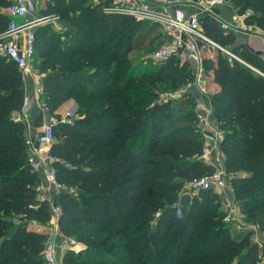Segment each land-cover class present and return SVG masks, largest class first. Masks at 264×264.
<instances>
[{
  "label": "trees",
  "instance_id": "16d2710c",
  "mask_svg": "<svg viewBox=\"0 0 264 264\" xmlns=\"http://www.w3.org/2000/svg\"><path fill=\"white\" fill-rule=\"evenodd\" d=\"M11 1L0 0V33L9 25L5 8ZM233 3L239 14L252 9L247 21L264 29V0ZM45 5V14L68 16L79 10L64 31L52 23L39 26L35 41V58L43 56L40 67L47 70L42 106L57 119L53 166L58 179L76 190L60 192L59 224L65 234L87 244L82 252L67 250L62 263L264 264V242L253 243L248 232L231 237L221 195L213 188L178 199L184 183L214 170L202 157L199 127L178 126L199 120L194 110L180 114L188 99L154 101V89L132 88L136 81L149 88L157 82L177 87L193 78L192 64L172 56L141 75L134 69L113 71L109 60L121 52L163 40L159 26L106 14L96 0ZM202 27L210 37L217 32L220 44L234 43L232 34L206 17ZM230 50L248 64L218 48L203 59L219 85L212 95L213 122L224 133L226 168L236 175L240 205L264 228V59L240 46ZM25 96L21 70L0 54V264H43L39 244L44 235L28 229V222L51 218L47 204L38 201L39 176L28 160L26 123L13 116L22 110ZM70 97L90 102L81 119L56 113Z\"/></svg>",
  "mask_w": 264,
  "mask_h": 264
},
{
  "label": "built area",
  "instance_id": "2783aa9c",
  "mask_svg": "<svg viewBox=\"0 0 264 264\" xmlns=\"http://www.w3.org/2000/svg\"><path fill=\"white\" fill-rule=\"evenodd\" d=\"M50 0H43L46 4ZM231 0H96L101 3L102 10L110 15H128L138 21H149L159 26L166 40L164 43L153 50L148 58L151 62L163 63L172 56H185L192 64L194 78L191 81L194 86L203 88L204 74L206 72L203 59L205 48H218L231 57L246 63L236 53L225 48L222 44L212 39L202 27V19L205 16L212 25L226 31L232 27L231 22L221 19L214 11L218 5H225ZM185 5H192L194 10L188 12ZM10 21L7 29L0 33V54L8 60L14 61L22 72L23 77L33 76L32 59L36 53V30L39 26L51 23L59 16L55 13L45 14L37 12L36 0H12L6 8ZM254 54L262 52L253 51ZM247 64V63H246ZM256 70L254 67H252ZM187 90L177 92L173 97L178 98ZM35 92H43L42 87H35ZM166 97L164 100H168ZM199 104L201 111L207 113L201 114L200 118L207 123L208 127L204 130L209 137L222 139L223 131L216 128L211 117V108L209 110ZM211 119V120H210ZM212 121V123H211ZM56 118H52L42 125L41 132L35 136H27L28 160L34 171L40 172L44 182L45 199L49 203V209L53 216L59 221L61 206L57 204L55 196L62 191H71L72 187L60 181L53 166L54 158L51 154V148L54 143V124ZM214 124V125H212ZM204 157L208 158L212 148L206 146L203 148ZM191 189L197 192L201 189L215 188L222 190L225 187V172L223 168L207 173L204 176L190 182ZM227 220L235 219V209L229 207L226 210ZM238 227L242 230H251L253 225L237 220ZM259 243L264 242V237L255 235ZM41 257L46 264H56V246L53 236L47 237L44 241Z\"/></svg>",
  "mask_w": 264,
  "mask_h": 264
},
{
  "label": "rangeland",
  "instance_id": "374dc122",
  "mask_svg": "<svg viewBox=\"0 0 264 264\" xmlns=\"http://www.w3.org/2000/svg\"><path fill=\"white\" fill-rule=\"evenodd\" d=\"M230 2H233V0H231ZM37 3V12L41 13L44 10V7L46 6L45 3L43 2V0H36ZM47 4V3H46ZM45 13V12H43ZM79 13V10L76 11H72L68 16H62L58 13L57 14L59 17L54 19L51 23L53 25V28L56 29L57 31H64L65 26L67 25V21L69 18H72L73 16L77 15ZM244 13L250 14V16L247 17H251L254 16V11L250 8L246 9V11H244ZM252 15V16H251ZM244 18V21L247 19ZM149 22V21H146ZM243 22V21H241ZM151 23V22H150ZM234 23H237L236 21H234ZM244 23V22H243ZM153 24V23H152ZM236 24H233L232 28H238L236 27ZM212 39H216L217 37V32L214 33H210ZM163 40L165 41L166 38L164 37ZM163 40L161 39L160 41H156L151 48H140V49H133L129 52H125L123 54V52H121L119 54V56H117V58H115L114 60H109L111 61V67L110 69H113V71H124V69L128 70V69H134V72L136 75H141L144 71L150 70L151 67L153 69H155V66L159 65L160 63H153L149 60L148 55L153 51V49L157 46H159L161 44V42H163ZM220 43V42H218ZM225 48L230 49L229 46H227L226 44L221 43ZM226 45V46H225ZM205 50V49H204ZM207 51L204 53V55L206 57L207 56ZM204 56V57H205ZM239 56V55H238ZM240 57V56H239ZM44 59L43 56H38V58L32 59V63L31 66L33 67V76L35 77V81H33V79L31 77H24V87H25V92L27 89V85L32 87L33 90V94L37 96L38 101L40 103V106H42L43 104V97H42V92L37 93L35 92V87L40 86L43 89V75L46 74L47 70H41V61ZM49 61H53L54 58L53 56H49L48 58ZM183 61H189L186 58H182ZM114 61V62H113ZM123 61H129L128 65H121L118 66L117 63L123 62ZM240 61V60H239ZM245 62L247 60H244ZM114 63V64H113ZM188 63V62H187ZM210 73L211 71H206L204 74V87L203 88H199L197 86H194L192 84V79L187 80L183 83H181L179 86H174L173 84L171 85V82H157L156 84H154V86L152 88H149L147 85H143L142 82L136 81L133 83V89L135 87H138L137 89L145 92V91H149L152 89H154L155 93L157 94V96L155 98H153V100H164L166 99V97H169L168 100H174L176 99V101H181L184 99H188V101L190 102L188 104V106H186L184 108V112H181L180 114H184L186 113V111H190V110H194V114L197 115L199 120L196 121H192V122H185V123H180L179 125H194V127H199V131L198 134L200 136V139L203 141V148L206 146H209L210 148H212V152L210 154V156L207 158L204 157V150L202 148V157L203 159H205V161L209 164H211L214 167V170H218L220 168H223L224 172H225V187L222 190H217L215 188H213L215 190V192H217L218 194L221 195L220 197V208L222 210L225 211L224 214V222L225 224L230 228L231 231V237L235 238L237 236H240L242 233H251L250 237L253 243H259L256 239H254V236L257 234L260 237H264V228L262 227V225L260 224V222L254 221L249 219L246 216V212L242 209V206L240 205V200L236 194V188H235V174H231L228 169L226 168V153L223 149V145H222V141L224 139V133L222 134L223 138L222 139H215L212 137L208 138V134L204 132L205 129H207L208 125L207 123H205V121H203L200 116L201 114H205L207 113V110L205 112L201 111V109L199 108V104H205L204 106L207 107V109L209 110V108H211V116H213L214 114V118L216 119V115L214 113V109L212 108V95L218 91L217 89H213L208 86L210 80L208 77H210ZM212 77V76H211ZM146 82L150 81V77H146L145 78ZM198 89L197 90H192V89ZM186 89L187 91L182 93L180 97L178 98H174V96L177 95V92ZM137 92V90H135ZM26 97V96H25ZM205 100V101H204ZM25 103V100H24ZM84 103V101H83ZM82 103V104H83ZM78 103V101L75 100L74 97H70L68 98L63 104H61L56 113L60 114L63 116V118H66L67 120H73V119H81L84 114H85V109L87 108L88 104H90V102L86 101L83 105ZM96 104V103H95ZM63 106V114H61L59 112L60 108ZM43 107V106H42ZM95 109V107H93ZM92 108V110H94ZM44 111H46L47 113V118L48 120H51L52 118H55V115H50L46 108L44 107ZM18 113V116H15V114ZM17 115V114H16ZM14 118L16 119H21L24 120L26 123V127L28 125L27 123V118H28V108L26 106H23L22 110L20 112H15L14 113ZM211 120V119H210ZM217 123H215L216 125H214L216 128H219V122L216 121ZM212 123V121H211ZM214 123V122H213ZM175 127V126H174ZM221 130V129H220ZM197 134V133H196ZM28 136V133H27ZM115 144H112V148L114 147ZM111 150V149H110ZM39 176V180L37 182V191H38V201L40 202H45L47 204V207H49V203L46 200H43V198L45 199V192H44V182L43 179L41 177L40 172L37 173ZM191 182V181H190ZM190 182H186L184 183V185L181 188H178L177 192V196L178 199L179 197L184 194L187 193L190 196H193L196 192L193 191V189H191V183ZM72 192H76V190L74 188H72L71 190ZM59 194H56L55 199L58 205V198H59ZM229 207H233L235 209V219L231 218L230 220H227V213L226 210ZM49 209V208H48ZM17 219V218H16ZM239 219V221H243V222H247L251 225L254 226V228L252 227L251 230H242V228L238 227V223L237 220ZM28 229H30L32 232H39V233H43V238H41L40 242L41 244H39V255L41 256V251L43 249V245H44V241L47 239V237L49 236H53L54 240H55V246H56V258H57V263L56 264H63L62 263V259L63 256L65 255L67 250H73L75 252H82L87 248V244H85L84 242L79 241L75 236L73 235H67L65 234L59 224V221L56 219L55 216H53L51 214V218L48 222L46 223H40L37 220H29L28 222ZM218 245H221L220 242H218ZM231 245L229 244L228 247H230ZM232 249V248H231ZM241 253V252H240ZM239 253V255H240ZM43 264H46L45 262ZM185 264H191V263H185Z\"/></svg>",
  "mask_w": 264,
  "mask_h": 264
},
{
  "label": "crops",
  "instance_id": "0c3cea01",
  "mask_svg": "<svg viewBox=\"0 0 264 264\" xmlns=\"http://www.w3.org/2000/svg\"><path fill=\"white\" fill-rule=\"evenodd\" d=\"M184 8L188 12H192L194 10L192 5H185ZM214 11L217 13V15L221 19L231 22L232 27H233V24H236L237 25L236 27H238V28L230 27V29L224 31L225 33L232 34L233 37H235L234 43H232L233 45L226 44L227 46L229 47L231 46L233 47L235 45L240 46L242 47V49L250 51L251 53L254 50L257 52H262V54L260 55L264 59V29L261 28L256 23L247 21V19L249 18L247 16H250V14H247V13L239 14L238 9L236 8L233 2H229L225 5H218L217 7H215ZM5 12L7 13L6 8H5ZM204 17L205 16H203V18ZM246 17L247 19L244 21V18ZM234 21H236L237 23H234ZM241 21H243L244 23ZM206 51H207L206 54L208 57H213L215 55L214 48H205V50L203 51V55ZM180 57L181 59L185 58V56L182 54L180 55ZM255 69L256 71L260 72L257 68ZM208 78L210 80L208 86L210 87L211 85V88H213L214 90L215 89L218 90L219 85L214 81V75L212 71L210 73V77ZM192 90L198 91V89L196 88L195 89L193 88ZM24 106L28 108V118L26 119L28 125L26 128V133H28V136L35 137L41 132L42 125L44 122L48 121V118H47L46 111H44V108L40 106L37 96L33 94L32 87L29 85H27V89H26V97H25ZM59 112L61 114L64 113L63 106L60 108ZM16 114H17L16 116H18V113ZM210 118L213 121L215 120L213 116H211Z\"/></svg>",
  "mask_w": 264,
  "mask_h": 264
},
{
  "label": "water",
  "instance_id": "95a60500",
  "mask_svg": "<svg viewBox=\"0 0 264 264\" xmlns=\"http://www.w3.org/2000/svg\"><path fill=\"white\" fill-rule=\"evenodd\" d=\"M15 116H16V114H15Z\"/></svg>",
  "mask_w": 264,
  "mask_h": 264
}]
</instances>
